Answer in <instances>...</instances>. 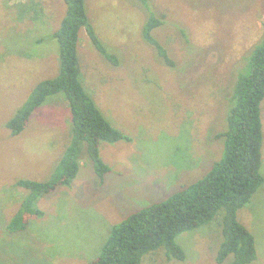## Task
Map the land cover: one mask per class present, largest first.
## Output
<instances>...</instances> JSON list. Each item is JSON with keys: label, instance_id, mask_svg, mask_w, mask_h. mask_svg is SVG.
Segmentation results:
<instances>
[{"label": "rangeland", "instance_id": "rangeland-1", "mask_svg": "<svg viewBox=\"0 0 264 264\" xmlns=\"http://www.w3.org/2000/svg\"><path fill=\"white\" fill-rule=\"evenodd\" d=\"M109 62L85 28L78 34L80 81L106 120L129 141H99L109 167L100 180L85 145L70 184H59L23 216L25 228L8 229L27 189L19 180L45 181L71 145V114L62 93L47 96L22 131L6 126L41 80L59 70L52 33L65 14L64 0H0V264H87L95 260L112 225L141 207L167 198L201 178L223 156L231 88L264 32V0H85ZM149 16L162 19L151 33L173 66L142 37ZM264 177V98L261 101ZM223 211L176 237L185 259L167 261L162 249L140 264L217 263ZM237 219L254 237L264 264V182Z\"/></svg>", "mask_w": 264, "mask_h": 264}, {"label": "trees", "instance_id": "trees-1", "mask_svg": "<svg viewBox=\"0 0 264 264\" xmlns=\"http://www.w3.org/2000/svg\"><path fill=\"white\" fill-rule=\"evenodd\" d=\"M147 1V0H141ZM66 11L59 27L52 33L58 43L59 70L56 76L38 82L26 102L8 120L12 135L19 134L34 109L50 95L62 93L71 114V145L61 155L49 179L19 180L17 185L27 189L21 208L10 221V231L25 228L27 214H38L34 204L40 196L59 184H70L75 177L81 147L84 144L92 167L100 180L109 167L99 155L98 143L129 141L113 127L96 106L80 81L78 34L85 28L95 48L111 63L118 59L99 42L88 19L85 0H64ZM162 19L149 16L142 37L150 44L161 61L173 66L164 46L152 35ZM237 73L228 99L225 129L215 137L223 138V156L201 178L177 190L162 201L151 203L130 213L112 225L98 257L87 264H140L142 257L162 249L167 261H183L185 253L176 237L186 231L209 223L222 210L220 221L222 240L215 260L228 264H249L256 259L254 237L237 219V211L246 205L264 182L262 166L261 101L264 98V32Z\"/></svg>", "mask_w": 264, "mask_h": 264}]
</instances>
